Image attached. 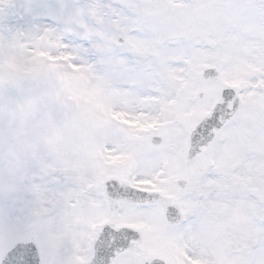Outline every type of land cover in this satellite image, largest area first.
Returning a JSON list of instances; mask_svg holds the SVG:
<instances>
[{"label": "snow or ice", "instance_id": "obj_1", "mask_svg": "<svg viewBox=\"0 0 264 264\" xmlns=\"http://www.w3.org/2000/svg\"><path fill=\"white\" fill-rule=\"evenodd\" d=\"M0 264H264V0H0Z\"/></svg>", "mask_w": 264, "mask_h": 264}]
</instances>
